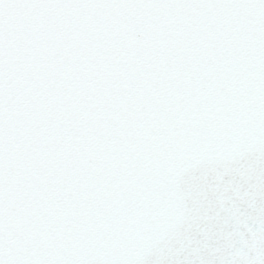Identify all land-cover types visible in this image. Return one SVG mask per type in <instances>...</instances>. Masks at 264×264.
<instances>
[{
    "label": "snow or ice",
    "instance_id": "6c2138e0",
    "mask_svg": "<svg viewBox=\"0 0 264 264\" xmlns=\"http://www.w3.org/2000/svg\"><path fill=\"white\" fill-rule=\"evenodd\" d=\"M0 264H264V0H0Z\"/></svg>",
    "mask_w": 264,
    "mask_h": 264
}]
</instances>
